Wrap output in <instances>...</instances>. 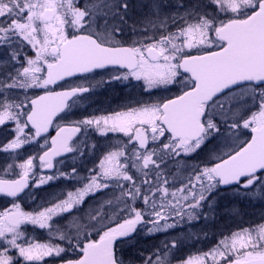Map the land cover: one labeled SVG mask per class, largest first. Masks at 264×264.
<instances>
[{"label": "snow or ice", "instance_id": "1", "mask_svg": "<svg viewBox=\"0 0 264 264\" xmlns=\"http://www.w3.org/2000/svg\"><path fill=\"white\" fill-rule=\"evenodd\" d=\"M0 131V264H264L237 207L190 250L223 193L264 201V0H0Z\"/></svg>", "mask_w": 264, "mask_h": 264}, {"label": "trees", "instance_id": "2", "mask_svg": "<svg viewBox=\"0 0 264 264\" xmlns=\"http://www.w3.org/2000/svg\"><path fill=\"white\" fill-rule=\"evenodd\" d=\"M117 87L115 84H111L108 86H104L101 93L97 95L95 98H91L86 102L87 108H85V105L82 104L78 109H75L77 112L76 117H81L83 115H87L92 112H100L105 110H111L116 109V98H117V92H120L119 89L117 91ZM82 111V112H80ZM96 142L103 144V138L96 137ZM72 165L67 163L65 164V168H70ZM70 166V167H69ZM57 184H61V182L57 181ZM48 188H54L51 185H46ZM49 191V190H48ZM50 193V191H49ZM38 196V195H37ZM257 207L253 211L248 209H245L246 207V200L237 201L235 197L231 193H223L218 200V212L216 215V218L214 221H209L207 225H205L203 222H201L199 225H194V229L196 232H200L202 229L209 233V237L207 240H203L201 244L195 245V247L191 248V251H195V248L199 247H208L215 239V234H217L219 231L225 229L228 226H231L234 221L231 219L229 220L228 214L224 213V209L226 208H233L235 205H237V208H239L240 213L245 221H254L256 216L259 214H262L264 211V201H256ZM252 203V202H251ZM222 212L219 214V212ZM224 213V214H223ZM249 213V214H248ZM179 231V230H178ZM42 240V239H39ZM160 242L159 239L156 238H149V239H142L140 241V244L138 246L143 247L145 249H150L154 244H158Z\"/></svg>", "mask_w": 264, "mask_h": 264}, {"label": "rangeland", "instance_id": "3", "mask_svg": "<svg viewBox=\"0 0 264 264\" xmlns=\"http://www.w3.org/2000/svg\"><path fill=\"white\" fill-rule=\"evenodd\" d=\"M5 59H6V57H5ZM98 80H100V79H103V77H98L97 78ZM113 85V84H115L116 85V87L119 89V91L120 92H117L118 94V97L116 98V105L119 107L120 105H122V104H124V103H126L127 102V100H128V98H129V96H133V95H137L138 94V92H139V90L138 89H129V88H124L119 82H112V83H109V84H106V85H102V86H99L97 89H96V91H95V93L91 96V98H95L97 95H99V93H101V91H102V89L104 88V86H108V85ZM118 89H117V91H118ZM74 111H76L75 109H74ZM80 112H82V111H80ZM81 117H76V116H72V117H69V119L70 120H75V119H80ZM57 123H59V124H66L67 123V121H62V120H60V121H58ZM0 138H3V132L2 131H0ZM32 149L30 148L29 149V151H31ZM67 163H69V164H71L72 163V161H66L65 162V164H67ZM65 165H63V167H64ZM70 167V166H69ZM57 183V182H56ZM247 201V200H246ZM257 200H253L252 201V203H249L248 201H247V203H246V208L245 209H247V211H248V209H250V210H254V209H256V207H257V203L258 202H256ZM32 200H28V199H25L24 200V203L26 204L27 203V209L26 210H31L32 208H33V206L34 205H32ZM235 207H237V205H235ZM26 208V207H25ZM232 209V208H231ZM231 209L230 208H226V209H224V213L225 214H228V217H229V220H231L232 218H231ZM222 212L220 211L219 212V214H221ZM223 213V214H224ZM249 214V213H248ZM262 215H264V211H263V213L262 214H259V215H257L256 217L257 218H255L254 219V221H258L259 219H260V217L262 216ZM233 220V219H232ZM44 240H46V239H42L41 241H44Z\"/></svg>", "mask_w": 264, "mask_h": 264}, {"label": "flooded vegetation", "instance_id": "4", "mask_svg": "<svg viewBox=\"0 0 264 264\" xmlns=\"http://www.w3.org/2000/svg\"><path fill=\"white\" fill-rule=\"evenodd\" d=\"M60 121L59 118L57 119V122ZM1 134V133H0ZM50 192H53L56 190V188H48L46 187V185L40 187V188H37L35 189V192L38 194L37 196V200H40V199H43V198H46L49 194V191ZM10 201V198H6V197H2L0 196V209H3L5 206H10L8 204V202ZM35 204V201L32 202V205ZM27 203L25 204L24 201L22 202V207H26L25 210L27 209ZM37 239H47V235L46 233L42 232V231H39L37 230L36 233H35Z\"/></svg>", "mask_w": 264, "mask_h": 264}, {"label": "water", "instance_id": "5", "mask_svg": "<svg viewBox=\"0 0 264 264\" xmlns=\"http://www.w3.org/2000/svg\"><path fill=\"white\" fill-rule=\"evenodd\" d=\"M51 131V130H50ZM55 134V132L52 134V135H54ZM11 199V198H10Z\"/></svg>", "mask_w": 264, "mask_h": 264}]
</instances>
